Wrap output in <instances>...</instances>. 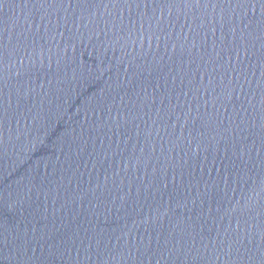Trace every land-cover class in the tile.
<instances>
[{
  "label": "water",
  "instance_id": "95a60500",
  "mask_svg": "<svg viewBox=\"0 0 264 264\" xmlns=\"http://www.w3.org/2000/svg\"><path fill=\"white\" fill-rule=\"evenodd\" d=\"M0 264H264V0H0Z\"/></svg>",
  "mask_w": 264,
  "mask_h": 264
}]
</instances>
